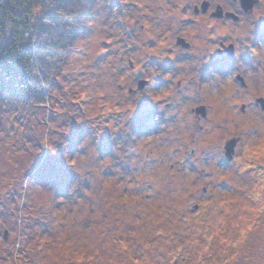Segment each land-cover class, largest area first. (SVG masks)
Segmentation results:
<instances>
[{
  "label": "rangeland",
  "instance_id": "rangeland-1",
  "mask_svg": "<svg viewBox=\"0 0 264 264\" xmlns=\"http://www.w3.org/2000/svg\"><path fill=\"white\" fill-rule=\"evenodd\" d=\"M53 1H39L34 21ZM75 1L68 4V11L61 10L67 21L61 25V33L40 40L41 52L57 63L62 61L61 73L48 94L39 92L28 99L16 80L1 82L0 74V264H121L125 254L130 260L124 264H145L146 260L152 264L154 259L156 264H264V207L258 203L240 197V207L233 212V197L229 196L221 214L208 223L200 217L206 207L201 200L177 220L171 204L163 206L161 196L147 191L142 194L136 186L144 182L133 175L137 166L130 161L137 155L134 147L145 137L129 135L130 129L119 130L121 104L112 101L125 88L129 93L139 88L143 77L136 64L141 47L166 44L171 35L169 13L178 6L176 0ZM204 8L203 4L181 8L183 35L175 40L185 53L180 63L192 59L180 40L195 27V16L207 14ZM146 31L154 34L150 43L144 41ZM257 35L264 38V27L258 26ZM230 46L228 40L223 41L218 50L228 49L219 55L230 56ZM241 63L244 72L237 73L240 85L254 93L264 92V81L256 75L264 72V62L250 55ZM152 66L151 62L141 65L146 69ZM248 72L253 73L251 78ZM254 106L264 111V95H257ZM245 110L241 106V111ZM146 112L142 105L135 119L137 130L146 127ZM73 119L77 123L87 119L101 132L117 125L110 135L105 134L101 150L108 151L111 143L128 155L120 160L111 153L122 175L117 176L114 169H97L98 176L93 174L88 183L68 195L65 187L72 179L71 169L61 155L51 156L47 150L41 153L38 137L49 128L51 134L58 132ZM87 131L83 124H73L70 147ZM158 134L165 135L163 131ZM146 138L151 142V136ZM79 155L72 154L68 162L74 163ZM184 163L194 170L190 160ZM157 221L156 235H149L150 225ZM165 224L176 227L166 235ZM189 229L191 234L182 235ZM193 236L196 244L189 248ZM160 237L169 241L166 251Z\"/></svg>",
  "mask_w": 264,
  "mask_h": 264
},
{
  "label": "clouds",
  "instance_id": "clouds-1",
  "mask_svg": "<svg viewBox=\"0 0 264 264\" xmlns=\"http://www.w3.org/2000/svg\"><path fill=\"white\" fill-rule=\"evenodd\" d=\"M176 2L178 6L169 13L171 35L166 44L141 47L136 64V71L143 77L139 88L131 93L125 88L112 102L119 100L121 104L119 130L130 129L129 135L135 133L145 137L140 140L139 147H134L137 155L130 161L137 166L133 175L144 182L136 185L142 194L147 191L161 196L160 203L165 207L171 204V213L177 220L186 215L193 204L203 200L206 207L201 209L200 217L211 223L227 206L229 196L233 197V212L240 207V197L264 207V111L254 106L257 95H264V92L254 93L242 87L237 76L244 72L241 61L247 62L250 55L264 62V38L257 35L258 26L264 27V0ZM185 4L191 8L203 4L208 11L194 17L195 27L188 29L185 39L180 40L192 57L190 62L180 63L185 53L176 47L175 40L183 35L181 8ZM187 14L192 16L191 11ZM153 39L154 34L146 31L144 41L150 43ZM225 40L234 47L230 56L221 57L219 54L228 49L218 50ZM249 42L256 47H251ZM214 60L220 62L213 63ZM149 62L153 65L151 68L141 67ZM247 74L250 78L253 76L252 72ZM256 75L264 81V72ZM142 105L147 109L146 127L137 130L135 119ZM241 106L246 110L242 112ZM73 124H83L88 129L77 139L74 148L70 147L72 141L69 139ZM116 129L117 125H113L111 130L103 128L101 132L87 119L80 123L73 119L58 132L51 134L49 128L38 137L41 153L47 150L51 156L61 155L64 165L73 173L65 187L66 194L78 191L93 174L98 176L97 169L100 172L114 169L117 176L122 175L111 153L120 160L128 153L111 143L108 151L101 150L105 134L108 136ZM160 131L165 135H159ZM77 152L81 155L70 164L69 159ZM185 160L192 162L194 170L189 169ZM158 224L159 221L150 225L149 235H156ZM175 227V224H165V234ZM191 231L182 235H189ZM115 239L114 233L111 242L115 243ZM160 240L166 251L169 241L164 237ZM171 243L174 245L176 241ZM195 244L193 236L188 247ZM131 251L135 254L136 243L132 244ZM128 260L130 256L125 254L121 264ZM152 264H156L155 259Z\"/></svg>",
  "mask_w": 264,
  "mask_h": 264
},
{
  "label": "trees",
  "instance_id": "trees-1",
  "mask_svg": "<svg viewBox=\"0 0 264 264\" xmlns=\"http://www.w3.org/2000/svg\"><path fill=\"white\" fill-rule=\"evenodd\" d=\"M39 1L0 0L1 82L16 80L28 99L39 92L46 95L54 87L62 61L57 63L41 52L40 40L44 35L61 33V25L67 22L61 10L68 11V4L76 3L75 0H54L34 21Z\"/></svg>",
  "mask_w": 264,
  "mask_h": 264
},
{
  "label": "water",
  "instance_id": "water-1",
  "mask_svg": "<svg viewBox=\"0 0 264 264\" xmlns=\"http://www.w3.org/2000/svg\"><path fill=\"white\" fill-rule=\"evenodd\" d=\"M233 46H230L229 47V52L231 53V48H232ZM201 107H205L204 105L203 106H201Z\"/></svg>",
  "mask_w": 264,
  "mask_h": 264
},
{
  "label": "flooded vegetation",
  "instance_id": "flooded-vegetation-1",
  "mask_svg": "<svg viewBox=\"0 0 264 264\" xmlns=\"http://www.w3.org/2000/svg\"><path fill=\"white\" fill-rule=\"evenodd\" d=\"M204 9H206V8H204Z\"/></svg>",
  "mask_w": 264,
  "mask_h": 264
},
{
  "label": "bare ground",
  "instance_id": "bare-ground-1",
  "mask_svg": "<svg viewBox=\"0 0 264 264\" xmlns=\"http://www.w3.org/2000/svg\"><path fill=\"white\" fill-rule=\"evenodd\" d=\"M239 80V79H238Z\"/></svg>",
  "mask_w": 264,
  "mask_h": 264
}]
</instances>
